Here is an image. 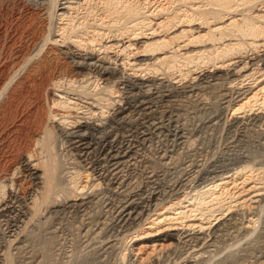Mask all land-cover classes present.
<instances>
[{
  "label": "bare ground",
  "instance_id": "1",
  "mask_svg": "<svg viewBox=\"0 0 264 264\" xmlns=\"http://www.w3.org/2000/svg\"><path fill=\"white\" fill-rule=\"evenodd\" d=\"M260 1L264 5V0H21L37 15L35 23L38 22L40 31L30 35L32 47L29 51L27 48L28 52H14L9 60L14 70L0 87V98L4 94L6 97L0 105V264H15L16 254L23 258L21 264H38L39 255L30 241L32 227L48 214L59 215L69 209L89 217L100 206L99 215L110 214L119 231L137 226L133 232L124 233V238L132 237L129 242L141 234L140 230L151 233L163 226H173L174 230L167 228L160 234V242L153 241L154 250L161 247L169 251H165L168 260L150 256L144 258V264H210L222 251L216 237L223 226L233 224L245 238L256 232L263 204L261 214L251 212L245 220L247 224L242 222L245 226L240 227L232 213L237 208L253 210V205L263 197V164L248 160L229 171L213 168V175L204 184L190 189V179L179 189L177 184L168 186L170 191L177 192L174 199L167 201L160 198L164 194L163 180L156 176L157 166L146 165L153 159L144 161V148L162 136L173 137L185 146L190 143L191 135L184 131L186 124H181L182 114L169 109L177 103L173 97L189 94L190 98L198 91L216 87L222 90L226 83L239 86L246 80L255 82L259 73L264 75V53L252 58V66L257 67L246 74H239L242 68L232 72L216 67L220 62L224 66L247 49L258 51L264 47V12L253 10ZM161 15L164 19L158 26L163 36L148 39L146 31L153 28L154 18ZM226 16L230 17L222 21ZM195 21L205 26L206 32L196 35L183 30L168 36L177 25ZM156 32L153 29L152 35ZM112 37L128 39V45L122 44L119 50L126 55L122 64L140 76L113 67L107 53L103 58L96 56L95 44ZM183 37L187 39L181 45L178 40ZM133 46L136 49H131ZM103 47L107 51L120 46ZM45 48V57L33 62L38 51ZM207 64L216 68L198 75L192 73L193 67L200 69ZM173 70L181 73L179 81L190 76L189 84L178 89L170 83V93L164 94L168 86L164 78L169 80ZM143 73L149 78H141ZM160 75L165 76L157 78ZM71 94L91 100V106L82 105ZM222 95L223 110H233V116L242 113L245 118L251 111H264L261 82L240 92L236 99L232 91ZM97 108L102 117H94ZM12 110V121L17 123L12 131L16 145L9 149L5 133ZM169 154L160 155L169 160L161 162L165 167L171 165ZM192 164L183 169L185 175H191L196 167ZM144 165L151 170L144 173ZM144 175L151 187L144 188ZM175 225L181 228L175 231ZM90 228L89 232L98 234ZM181 245L186 248L180 249ZM127 249L126 246L123 250ZM251 249L249 245L244 247L242 254L230 249L232 253L219 264H264V249ZM122 256L125 258L126 253Z\"/></svg>",
  "mask_w": 264,
  "mask_h": 264
},
{
  "label": "rangeland",
  "instance_id": "2",
  "mask_svg": "<svg viewBox=\"0 0 264 264\" xmlns=\"http://www.w3.org/2000/svg\"><path fill=\"white\" fill-rule=\"evenodd\" d=\"M257 4H256L257 6L253 8V10L259 13H263L264 5H262L263 4L262 1H260V3L258 2ZM228 17L230 16H226L222 21L226 20ZM155 18L152 23L153 28L146 31V33L149 34L148 39H156V38L163 36L162 29L158 26V22L163 20L164 18L162 17V15L155 17ZM36 21H38L37 15H35L34 12L29 7L26 6V4L22 3L21 0H0V87L3 85L7 76H9L13 72L12 70H14V68L12 67L13 65H11V62H9V60H11V57L14 55V52L16 53L19 50H21L22 52H26L27 48H28V51L29 49H31L29 48V47H32V44L29 42V37L30 35L33 36L37 34L36 33L37 31H40V29L38 28L39 25H37L38 22L35 23ZM153 29H157L156 33L158 34L152 35ZM206 29L207 28H205V26L200 25L198 21H195L193 23H183V24L177 25L176 28L171 30L168 36L180 34L183 30L184 32L189 31V32L196 33L197 35L199 31L206 32ZM185 39L187 38L186 37L181 38L180 40H178V43L183 45ZM121 40L122 38H117V39L113 37L108 38V39L104 38L101 43H97V45L95 44L96 51L94 50V52L96 53V56L98 55L99 58H103L107 53L108 56L111 57L110 62L113 64V67L124 70L126 74H131V76L132 75L140 76V73L134 74V72L130 70V66L125 67L122 64L123 63L122 60L126 55L124 54V52H121V51L119 52V50H122L121 45L125 44V41H127L128 39L125 38L124 40L122 41ZM140 40H147V38H141ZM112 44H115L116 46H120V47L110 48L107 51H104L103 46L105 45L110 46ZM125 45H128V44H125ZM199 45L202 46L203 43ZM100 47L101 49L97 51V49H99ZM194 47H198V44L195 45ZM23 49L25 51H23ZM131 49H136V48L133 46L131 47ZM47 50L48 49L45 48L43 51L42 50L38 51L40 52L39 55H37L38 52L36 50L35 54L37 55V57L34 56L36 59H34L33 57L32 61L33 62L38 61V60L41 61L47 54L46 53ZM78 52H82V51H78ZM262 53H264V47H261L258 51L247 49L244 53H238L235 56H233L232 59L226 61L224 63V66L221 65V62H220L219 64L216 65V67L218 69H228L229 71H232V72H235L236 70H239L242 68L239 74H246L250 72L253 68L257 67V65L252 66V63H253L252 58H254L257 54H262ZM61 62L63 63L64 61H61ZM244 64H246L245 67H243ZM191 66L192 65H190V67ZM202 66L203 67H201L200 69H196L195 67H193L192 73H197L198 75L200 72L203 73L205 71H213L216 68V67L215 68L211 67L212 64H207V65H202ZM259 66L262 67L261 63ZM185 72L186 70L183 73ZM180 74L181 73H179L177 70H173L170 72L169 80H167V78L166 79L164 78V84L166 83V85H168L166 87L168 90L164 89L165 91H163L164 94H169L170 93L169 89H171L172 86H176V87H179L178 89H182L183 86L189 84L190 76L179 81L181 79ZM188 75L190 74L188 73ZM149 76L150 75L144 76V73H143L141 78L147 79L149 78ZM164 76L165 75H160L157 78H162ZM258 76L259 78L255 82H252V80L250 79V80H246L243 84L239 86H236L235 85L236 83H229L228 85L226 83L225 87H223L222 90H221V87L220 88L216 87V88H211L212 90L207 89V90L200 91V92L198 91L197 92L198 95L196 93H192V95L193 94L196 95L194 97L191 94H190V98H189V94H181L182 97L181 95H179L177 97L175 96L172 98V99H176L175 102L177 103H174V106L172 105L171 107H169V109L170 111L173 110L172 112H175V113L177 112L178 114L180 113L183 115V116L180 115V117H182L180 118L181 124L183 126L186 124L184 126V128H186L184 131L187 136L191 135L189 137L191 138L189 141L190 142L189 144L191 145L187 146L189 144L188 142H186V146H185L183 145L184 143H181L180 141L179 142L181 144L178 141L177 142L174 141V139H172L173 137L172 138L168 137L167 139V137L162 136V137H158V139L156 137L151 144L149 143L145 147L146 149L144 148V151H145L144 156L146 158V159L144 158V161L146 162V160L150 158L155 161L154 162L153 160H150L152 162L150 163L149 161L148 162L149 164L147 163L146 165H150L152 167L153 165L155 167L157 166L158 169L156 168V172H155L157 173L156 176L159 177L160 179L162 178L161 180H163L162 181L163 185L161 186V189L163 190L164 194L160 198H162L163 200L167 199L168 201L170 197L172 199L176 197L175 192H177V190L174 192L169 190L171 185L177 184L179 185L177 189H179L180 186L184 184L186 180H187L186 182L189 183L190 182L189 180L193 179L192 183H190V186H189L191 189L195 186L208 182L209 177L213 175V174L210 175L212 173L211 170H213V168H216V167H219V169L221 170L224 169L226 171H229V170H233L235 167L242 164L244 161H248V160L249 161L252 160L254 162L256 161V163L259 162L264 165V111L256 110L254 113L251 111L249 113H253V114L249 115L248 113L247 116L249 117L245 116L244 118L243 115L245 114L241 113V115L239 114V115L233 116V110L229 108L227 110L226 109L223 110L222 108L223 107L222 104H224L223 103L224 100H222L223 98L222 94L229 93L232 91V93L234 94L233 98L236 99L238 95L240 94V92L242 93L244 92V90H248L252 86L260 82L262 83V85H264V75L261 76V74L259 73L257 74L256 77ZM196 80L197 79H195V81ZM170 83H172L173 85L169 86L171 85ZM231 87H232V90H230ZM214 89L216 91H214ZM208 90L210 91V93L212 91H214V93L210 94ZM217 90H219V92ZM220 90L223 93H221ZM250 91L251 90H249L248 93H250ZM203 92L206 94V95L204 94L205 96L200 95V94H203ZM219 94L220 96H218ZM199 95L203 96L202 100H200L201 98L198 99L200 97ZM209 95L210 96L212 95V96L210 97ZM70 96L75 100L78 99L79 103H81L82 105L86 107L91 106V100L81 99L78 96L72 95V94ZM4 99L6 101L5 94L4 96H2V98H0V105H3L5 103ZM204 100L206 102H204ZM202 101L204 102L205 105L201 103ZM206 106H208V108ZM98 108L94 116L95 118H98L101 116V114L99 113L100 110H98ZM15 109L16 108H14L13 110L15 111ZM220 109L222 110L221 111L222 114L220 113ZM14 111L11 112L12 115L11 113L8 115L7 125L9 127L5 133V136L8 141L7 144H9V146L7 144L6 145L9 147V149H12L14 147L13 145L16 143L15 141L13 143L14 133L12 132L17 127V123L15 124L12 121V118L14 116L13 113H15ZM216 113L218 114L214 115ZM255 113L258 115L256 119H255V115H256ZM211 118H214V119H211ZM217 118L220 121L217 120ZM208 119H210L209 120L210 122L208 121ZM92 121L93 119L90 120V122ZM103 122L106 123V120H104ZM215 122H218V123H215ZM186 130H188V132ZM192 139H195L193 140L194 142L192 141ZM191 141L193 143H191ZM173 144L174 146H172ZM170 148L172 151L170 150ZM167 149H169L170 151ZM164 153H168V154L170 153L169 155H171V158L169 157L171 159V165L167 167H165L166 165L165 166L162 165L165 161L166 162L169 161V160L161 158V156ZM156 160H158V162ZM172 161H173V164H172ZM189 164H192V165L196 164L195 165L196 167L192 168L193 170L190 176L185 175L184 172H182L183 169ZM144 170H145L144 171L145 173L146 171H150L151 169L150 168H148V170L145 169V165H144ZM136 173L138 177L139 176L138 172ZM148 174H150V172H147V175ZM145 176L146 175H144V180H145L144 188H146L145 186H147V188L149 186L151 187L152 186L151 183H150L151 185L149 183H146V181L148 180L145 179ZM135 179L138 180V178H135ZM145 183L148 185H146ZM181 190H179V192H182ZM79 197H83V196H79ZM75 202H79V201L76 200ZM262 204L264 206V195L263 197L260 198L259 202L253 205V210L251 211L250 210L243 211L242 208H237V210L235 209V211H233L232 213L234 220H236L238 223H241L239 224L240 227L245 226L242 224V222L245 220L247 221L249 219L251 212H252L251 213L252 215H255V213L261 214L259 212L262 207L261 206ZM103 208L104 206L102 207V211L105 210V208L104 209ZM73 210L69 209V210H66V212L64 211L63 213H59V215L57 214L54 216H53L54 213H51L50 215L48 214L46 217L41 218V220H39L37 224H35V226L32 227L33 230L31 231L30 241L33 244L32 246H34V250H36L35 252L37 253V255H39L38 257L39 263L37 262L38 264H130V262L132 261H136L137 264H144V258H147L150 256H152V258L154 259L159 258L161 260H166L169 257V255H166L167 253L169 254V251L167 252V250L161 249V247H158L156 250H154L153 241L157 240L160 234H162L164 230H169V229L174 230L172 229L173 226L171 227L163 226L161 229H159V231L152 230L151 233L140 230L139 233L141 234L139 236H135V238H133L134 241L132 240L131 242H129V240L132 237L130 236L127 239L126 236L124 238L123 235L124 233L129 234L133 232V230H135L137 226L132 227L130 231H124V232L119 231L120 229L118 228L117 223L113 219H111L113 217L110 214L102 213L101 216L99 215L101 211L100 206L95 207L94 210H92L91 212L92 216L90 215L89 217L84 212H80L76 210L73 211ZM262 210H264V207ZM262 213L263 214L261 215L262 217L260 218V222L257 224L258 228L256 232L253 233L248 238H245L244 235H241V232L238 233L237 228L234 227L233 224L223 226V229L219 232L222 236L219 234L216 237L217 238L216 244H218L217 245L218 248L220 247L219 249L220 250L222 249V251L221 253L218 254L217 258H214V260L215 259L216 260L215 261L213 260L210 264H219V261L223 259L224 257H226V255H229L230 253H232V251L236 253L239 252V254L240 253L242 254L243 253L242 249L244 247H248V245L249 247H253V251H256V252H259L260 250L264 249V232H263L264 231V221H263L264 211ZM216 221H214V223H216ZM89 225L91 226V228ZM176 226L177 225H175L174 228ZM179 227L180 226L175 228V231H177ZM88 228L92 230L94 229L93 230L94 232H98V231L99 232L96 235V233H92L91 231L89 232V230H87ZM122 238H124V240H122ZM127 241L129 243H127ZM157 241L160 242L159 240ZM182 245L180 249H185L186 246L184 248ZM126 246L128 247V249L123 250L124 247ZM261 246L263 248H261ZM141 248L142 250H140ZM122 250H123V253H126L125 258L124 256H122L123 255V253H121ZM162 250H164V252ZM253 251L251 249V252ZM158 254L159 256L156 257ZM18 255L19 254H16V256L14 257V258L17 257L16 259H14L15 264L22 263L23 258L20 257V255L19 256ZM160 255L162 258L160 257ZM165 255L168 257H166ZM172 255H170V257H172L173 259L172 258H169V259L174 260L175 255L173 256ZM240 260L242 261V258Z\"/></svg>",
  "mask_w": 264,
  "mask_h": 264
}]
</instances>
